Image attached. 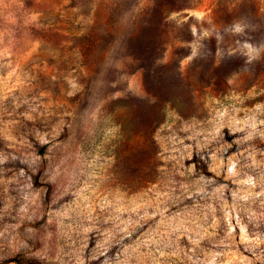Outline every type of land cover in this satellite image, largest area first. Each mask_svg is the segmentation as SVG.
Segmentation results:
<instances>
[{
	"label": "rangeland",
	"instance_id": "obj_1",
	"mask_svg": "<svg viewBox=\"0 0 264 264\" xmlns=\"http://www.w3.org/2000/svg\"><path fill=\"white\" fill-rule=\"evenodd\" d=\"M264 264V0H0V264Z\"/></svg>",
	"mask_w": 264,
	"mask_h": 264
},
{
	"label": "trees",
	"instance_id": "obj_2",
	"mask_svg": "<svg viewBox=\"0 0 264 264\" xmlns=\"http://www.w3.org/2000/svg\"><path fill=\"white\" fill-rule=\"evenodd\" d=\"M15 262L19 263V264H39L38 262L34 261V260H27L21 257H16Z\"/></svg>",
	"mask_w": 264,
	"mask_h": 264
}]
</instances>
